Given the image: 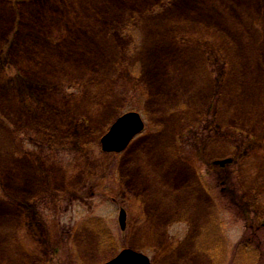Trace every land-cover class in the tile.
I'll list each match as a JSON object with an SVG mask.
<instances>
[{
	"label": "rangeland",
	"instance_id": "1",
	"mask_svg": "<svg viewBox=\"0 0 264 264\" xmlns=\"http://www.w3.org/2000/svg\"><path fill=\"white\" fill-rule=\"evenodd\" d=\"M126 248L264 264V0H0V264Z\"/></svg>",
	"mask_w": 264,
	"mask_h": 264
},
{
	"label": "water",
	"instance_id": "2",
	"mask_svg": "<svg viewBox=\"0 0 264 264\" xmlns=\"http://www.w3.org/2000/svg\"><path fill=\"white\" fill-rule=\"evenodd\" d=\"M144 128L145 122L139 112L131 111L121 115L103 135L101 139L102 150L107 153L123 152ZM125 221L126 212L122 210L120 214L122 228H125ZM105 264H151V262L145 254L127 248Z\"/></svg>",
	"mask_w": 264,
	"mask_h": 264
},
{
	"label": "trees",
	"instance_id": "3",
	"mask_svg": "<svg viewBox=\"0 0 264 264\" xmlns=\"http://www.w3.org/2000/svg\"><path fill=\"white\" fill-rule=\"evenodd\" d=\"M129 77H130V79H137V80H139L140 79V73L138 72H133V73H131L130 72V75H129ZM30 112L32 113V114H36V111L35 110H33L32 108H31V110H30ZM37 115V114H36ZM39 115H37V117H38Z\"/></svg>",
	"mask_w": 264,
	"mask_h": 264
},
{
	"label": "flooded vegetation",
	"instance_id": "4",
	"mask_svg": "<svg viewBox=\"0 0 264 264\" xmlns=\"http://www.w3.org/2000/svg\"><path fill=\"white\" fill-rule=\"evenodd\" d=\"M127 212V211H126ZM102 226V225H101ZM126 227H127V220H126V222H125V228L124 229H126ZM85 228H87L86 226H85ZM101 228V227H100ZM123 229V230H124ZM100 232H101V230H100ZM102 236H107V235H104V234H102Z\"/></svg>",
	"mask_w": 264,
	"mask_h": 264
}]
</instances>
